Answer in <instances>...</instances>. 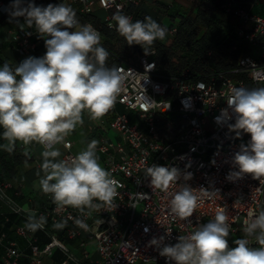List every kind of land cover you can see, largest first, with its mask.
<instances>
[{"label":"built area","instance_id":"obj_1","mask_svg":"<svg viewBox=\"0 0 264 264\" xmlns=\"http://www.w3.org/2000/svg\"><path fill=\"white\" fill-rule=\"evenodd\" d=\"M42 1L34 0V3ZM72 2L77 5L72 9L79 23L91 24L101 34L93 23L82 22L77 11L88 14L105 9L108 12L107 26L116 29L113 14L119 10L133 20L128 8L140 4L141 0H115L114 3L113 0L60 1L66 5ZM8 8L7 1L0 0V9L6 12ZM224 12L239 19L240 24L235 29L237 40L249 45L248 52L241 53L235 64L227 68L186 66L170 74L158 69L156 48L149 56L139 51L137 59L131 61L101 40L111 63L126 76L117 103L101 118V122L114 130L118 137L101 136L97 147L106 170L121 185L114 201L117 207L82 214L71 207L58 208L50 200L41 208L25 211L8 196L6 189L10 182H0V200L11 211L24 214L26 221L30 212L37 217L45 216L47 222L41 230L48 237L43 244L38 237L37 243L35 231L26 229V222L18 225L17 233L25 237L30 246V252L25 253L17 241L0 228V244L4 246L0 264H45V256H52L57 249L64 255L61 264H88L85 258H90L89 252L80 255L68 242L76 238L80 246H85L88 241L96 243L99 258L90 264H174L160 256L149 241L153 237L165 236L166 243L175 244L180 235H187L199 224L213 219L220 208H225L229 217L230 235L243 238V221L250 214L264 210V183L247 174L236 181L226 179L230 171L238 170L232 159L241 144L250 142V136L242 133L236 138L235 133L229 131L227 125L235 122L231 109H228L231 120L217 123V117H221L222 109L228 108L226 100L232 88L264 87V15L250 12L241 0H225ZM176 30L172 27L169 33L173 35ZM11 33L13 44L24 60L44 56L40 52V48L45 47L44 39L39 38L35 28L25 25L21 29L17 25ZM2 44L0 34V48ZM4 63L0 61V67ZM9 64L13 68L17 66ZM118 104L124 111L119 110ZM62 144L66 149L63 160L77 155L72 150L71 139L66 138V143ZM152 164L177 167L182 174H192L187 183L198 190L201 199L188 220L169 214L170 199L178 191L179 184L167 192L150 186L145 170ZM200 188L208 190L207 193L200 192ZM250 246L258 247L254 241ZM23 257L25 261L21 263Z\"/></svg>","mask_w":264,"mask_h":264},{"label":"clouds","instance_id":"obj_2","mask_svg":"<svg viewBox=\"0 0 264 264\" xmlns=\"http://www.w3.org/2000/svg\"><path fill=\"white\" fill-rule=\"evenodd\" d=\"M7 11L9 22L15 21L21 29L25 25L35 28L44 39L46 53L41 58L28 57L14 68L7 62L0 67V128L7 141L0 148L11 153L17 142L42 146L39 188L58 208L71 207L82 214L115 209L121 185L100 165L96 154L99 142L92 140L85 150L65 160L57 159L61 153L56 145L66 143L77 125L83 124L85 112L90 119L100 120L114 108L124 90V72L107 65L109 53L101 46V34L91 24L81 25L70 5L38 6L34 0H12ZM112 19L127 45L140 46L145 56L152 55L155 42L163 41L167 34V28L151 16L133 22L118 10ZM226 103L228 108L221 110L217 123L231 120V109L235 122L227 125L229 131L236 138L242 133L250 136V142L241 144L232 159L238 170L230 171L226 179L236 181L247 174L264 183V87H234ZM145 177L152 189L162 192L179 184L171 196L169 214L181 220L193 216L201 197L187 183L192 178L190 172L182 174L177 167L152 164ZM228 221L226 209L220 208L213 219L180 235L177 243L168 244L166 237L160 236L153 237L149 245L174 264H264V210L243 221L244 236L233 241L235 247H229ZM46 222L45 216L30 212L25 227L35 231ZM77 223L86 227L82 221ZM252 241L258 247H251Z\"/></svg>","mask_w":264,"mask_h":264},{"label":"trees","instance_id":"obj_3","mask_svg":"<svg viewBox=\"0 0 264 264\" xmlns=\"http://www.w3.org/2000/svg\"><path fill=\"white\" fill-rule=\"evenodd\" d=\"M8 7L12 0H6ZM61 0H43L36 3L38 6H47L49 3L59 4ZM175 0L165 2L161 0H141L140 4H132L128 10L133 14V22L143 20L145 16H151L154 20L167 28V34L163 41L157 40L153 48L157 49L156 58L158 60V69L166 73H176L179 69L192 66L199 69H207L211 67H229L235 64L241 53L249 50L247 42L237 40L236 26L229 17L224 16L225 0H190L195 4V10L178 6ZM242 5L250 9V12L264 15V2L260 6L257 0H241ZM145 4L152 5V9H145ZM158 9V12L155 10ZM222 12V14L220 13ZM161 14V15H160ZM77 15L82 22H91L101 30L104 37L103 44L108 48L118 52L124 58L135 61L139 51L143 49L138 45H127L126 40L118 33L116 29L107 26L105 20L93 13H81L77 11ZM165 15L168 19L165 21L162 17ZM228 15V14H227ZM232 16V15H229ZM9 17L8 11L0 14V20ZM176 27L175 34H169V30ZM171 37V38H170ZM237 45V47H234ZM108 66H113L111 58L108 57ZM118 108L124 111L121 104ZM3 129L0 128V145L6 144L2 138ZM25 150L16 144L15 150L11 153L0 148V182L9 181L17 172V166L31 159L29 155H25ZM48 199L52 200L49 194ZM11 220L6 221L4 230L14 223L19 222L24 217L11 211ZM34 235L37 238L44 236V242L48 240L45 232L41 229L35 230ZM10 237V236H9ZM240 236H234V239ZM13 238V237H10ZM26 240L22 235H16V241L21 250L25 253L30 252V246L26 240L24 247L20 246V242ZM230 246H235L233 241L228 240ZM41 244L44 242L40 241ZM4 253V246L0 244V262ZM50 257L54 258L53 263L61 264L64 255L60 249L55 250ZM25 261V257L21 259V263ZM52 263V264H53ZM46 264V263H45Z\"/></svg>","mask_w":264,"mask_h":264},{"label":"crops","instance_id":"obj_4","mask_svg":"<svg viewBox=\"0 0 264 264\" xmlns=\"http://www.w3.org/2000/svg\"><path fill=\"white\" fill-rule=\"evenodd\" d=\"M161 1L170 2V0H161ZM174 3L177 5V7L182 6L185 8H189L191 11L195 10V4H193L190 0H175ZM70 6L76 7L77 5L72 2L70 3ZM144 6L145 9L153 10L152 5L145 4ZM155 11L158 12V9H156ZM2 12H3L2 9H0V14ZM224 16L229 17L232 20V22L235 24V26L238 23H240L239 19L235 16H229L227 14H224ZM162 19L166 21L168 17L164 15ZM19 20L20 23L24 22L23 18H19ZM16 26L17 23L15 21L9 22V17L0 20V34L2 35L3 38V44L0 48V61L14 63L18 66L24 60V57L19 54L12 41L11 31ZM40 52L42 54H45L46 48L42 46L40 48ZM101 136H106L113 139H117L118 137L117 133L114 130L109 129L107 125L101 122V119L92 120L90 119L87 112H85L83 114V124L77 125L75 130L72 133H70L67 138L73 141L72 150L76 154H78L80 151L85 150L88 143L91 142L92 140H97L98 142H100ZM79 144L82 147H80ZM17 145L20 146V148H22L23 150L29 151L31 155V159L22 162L17 166L18 168L17 174L14 177L9 178L10 186L6 189L7 194L10 198H12L20 206H22L25 211L41 208L42 206L47 204L48 201H50L48 199L49 198L48 195L40 190L38 183L40 177L37 176V173L40 172V175L41 176L43 175L40 168L42 164V155H41L43 151L42 146L35 142L27 146L23 145L21 142H17ZM56 147L59 149L61 153L60 157H58L57 159L63 160V155L66 150L64 145L58 144L56 145ZM96 154L98 156L100 165L105 168L101 154L99 153L97 148H96ZM10 213H11L10 207L3 200H0V228L2 229L4 228L6 221H9V217L11 220ZM16 214L23 216L24 218L19 222H14L7 230L8 235L10 237H13L12 239L15 240H16V235H19L16 231L17 226L20 224H24L26 222V217L24 214H20V213H16ZM44 238H45L44 236L43 237L41 236L40 241L44 242L43 241ZM68 242L71 244L74 250H76L80 255H83V253H85L86 251L89 252L90 258H85V261L88 264H90L92 260H97L99 258L97 245L94 241H88L85 246L79 245L78 238L68 240ZM26 243L27 242L24 239L23 242H20L19 244L21 247H24ZM53 261H54L53 257L45 256L44 258V262L46 264H52ZM70 264H75V263L71 262Z\"/></svg>","mask_w":264,"mask_h":264},{"label":"rangeland","instance_id":"obj_5","mask_svg":"<svg viewBox=\"0 0 264 264\" xmlns=\"http://www.w3.org/2000/svg\"><path fill=\"white\" fill-rule=\"evenodd\" d=\"M258 1V4L260 5V6H262L263 5V2H264V0H257ZM185 8V7H184ZM95 13L98 15V16H100L103 20H105L106 19V16H107V10H105V9H99V10H97V11H95ZM221 14H222V12H220ZM73 30H76V29H73ZM170 34V33H169ZM170 36H171V34H170ZM171 38V37H170ZM101 40H102V42L104 41V37H103V35L101 34ZM79 146L80 147H82L80 144H79ZM80 149V148H79ZM81 149H83V148H81ZM234 236L233 235H229V239L230 240H233L234 238H233Z\"/></svg>","mask_w":264,"mask_h":264}]
</instances>
